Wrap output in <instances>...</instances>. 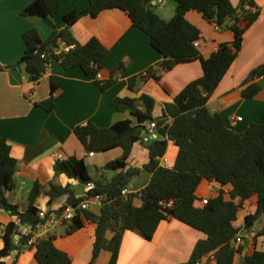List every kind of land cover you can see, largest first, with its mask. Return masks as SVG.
Instances as JSON below:
<instances>
[{
  "label": "trees",
  "instance_id": "16d2710c",
  "mask_svg": "<svg viewBox=\"0 0 264 264\" xmlns=\"http://www.w3.org/2000/svg\"><path fill=\"white\" fill-rule=\"evenodd\" d=\"M69 0H34L22 11L21 15L38 17L50 27L49 36L42 40L35 27L25 30L21 38L24 53L14 64L0 66L17 67L23 63L32 82H37L45 73L50 60H57L65 69L79 67L87 78L92 79L101 90L111 86L124 73L125 67L118 62L106 80L97 78L102 61L108 49L96 38L91 37L81 44L71 33V27L82 16L95 17L106 9H119L128 15L132 26L140 29L148 38L150 45L162 55V59L154 67H148L141 74V80L152 78L159 81L162 73L171 70L180 63L198 60L202 75L189 81L173 98V111L170 118L154 123L153 128L159 138L144 140L146 132L143 123L152 120L154 100L141 94L140 100L144 109L137 106L136 100L128 97H115L111 105L115 111L129 112L137 120L133 124L125 119L114 122L107 127H98L91 122L73 128L76 138L87 152L98 153L115 147L122 149L121 156L105 164L104 169L116 170L110 178L92 177L88 174L82 158L70 156L58 159L53 165L54 174H65L81 183L92 182L88 196L101 195L99 212L82 210L75 215L66 226L70 234L83 226V220L95 224V238L89 264H94L100 251L111 253L108 264H116L122 236L126 230L132 231L145 240H150L161 220L174 218L202 232L186 262L178 264H197L200 259L210 255L213 263L234 264L236 255L241 254L243 246L234 247L235 236L242 229L233 222L244 200L256 196V206L252 213L244 217L243 229H250L253 223L264 213V124L251 122L242 134L228 128L222 117L211 112L207 100L221 78L235 60L246 29L257 19L260 9L253 0H239L233 5L230 0H175L174 15L170 20H163L155 10L147 7L150 0H87V6L80 10H72L62 16L58 25L52 21L63 5ZM200 12L209 22L219 29L233 33V40L221 43L208 57H203L195 42L200 38V31L190 23L185 15L188 11ZM59 42L72 45L68 51L60 50ZM264 75V64L252 69L247 80ZM55 77H51L50 95L37 103L46 112L55 107L53 91ZM134 82L130 87H134ZM257 83H251L242 90L245 98H250L259 90ZM173 141L177 154L172 167L159 163V158L166 153L168 142ZM141 142L148 150L149 160L141 167L126 166L132 146ZM16 160L10 155V147L0 137V208L17 217V223L0 224L3 246L0 248V264L2 258L12 251L25 247H34V257L38 264H68V254L58 249L53 236L36 238L29 242L33 231L21 234L19 225L31 224L35 228L40 219V209L35 200L40 192V184L36 181L28 196V206L19 212L16 205L8 202L4 189L14 188L13 175ZM141 169L151 173L149 182L140 190L141 195L131 193L123 197L120 191L127 186L132 177ZM215 182L221 186L229 184L228 200L223 191L215 197L207 198V203L195 204V191L202 180ZM49 201L54 196L67 195L66 203L77 204L84 197H75L69 187L55 186L50 183L47 191ZM237 198V201H234ZM139 200V204L136 203ZM169 202L162 205L160 202ZM65 203V204H66ZM111 232L110 238L106 236ZM18 235V239L15 236ZM256 235L263 236L264 226ZM243 264H264V249H254L243 255Z\"/></svg>",
  "mask_w": 264,
  "mask_h": 264
},
{
  "label": "crops",
  "instance_id": "0c3cea01",
  "mask_svg": "<svg viewBox=\"0 0 264 264\" xmlns=\"http://www.w3.org/2000/svg\"><path fill=\"white\" fill-rule=\"evenodd\" d=\"M34 0H0V66L14 64L24 53L22 33L30 27H35L42 40L50 34V27L35 16L21 15V11ZM237 5L239 0H230ZM259 7L257 19L243 34L240 50L209 96L207 106L211 112L218 113L226 126L242 134L251 122L264 124V75L247 80L250 71L264 64V0H253ZM155 5V11L163 20H170L174 15L175 0H150ZM88 4L87 0H69L60 12L52 18L58 25L62 23V16L72 10L80 11ZM199 31L200 38L196 47L203 57H208L221 43L233 40V33L226 29H216L200 12L190 10L185 15ZM75 39L83 44L91 37H96L107 49L108 53L102 61L98 72L100 80L110 77L111 70L122 62L125 71L105 90L90 78H87L79 67L65 70L60 63L51 59L45 73L37 82L28 78L23 63L13 68L0 70V137H3L10 147V155L16 160L13 175L14 188L4 189L8 202L16 205L19 212H24L28 206L29 193L37 181L40 192L35 200L38 209L55 210L66 203L67 195L54 196L49 201L47 191L50 183L55 186L69 187L75 197H84L87 187L75 178L65 174H54L53 165L57 154L61 159L70 156L82 158L88 174L94 178L103 176L110 178L120 169H104L109 161L121 156L122 149L115 147L104 152L88 155L80 141L76 138L73 128L86 122L98 127H107L114 122L129 119L133 124L137 120L129 112L115 111L111 100L115 97H128L136 100L139 108L144 109L140 100L141 94H146L154 100L152 120L143 125L146 132L142 133L144 140L159 138L154 128L155 123L173 111L174 96L191 80L202 75L198 60L180 63L171 70L162 73L157 82L152 78L141 80V74L148 67H154L162 59L151 45L146 35L132 22L126 12L119 9H106L95 17L82 16L71 27ZM51 77H55L53 98L55 107L46 112L37 103L50 95ZM134 82V87L130 84ZM251 83H257L260 88L250 98L242 95V90ZM236 117L241 119L235 121ZM177 154V147L173 141L168 142L164 158L172 167ZM149 160L148 150L141 142H135L126 159L124 170L129 167H141ZM95 173L90 172V167ZM104 173V174H98ZM108 173V175H107ZM151 173L141 169L131 178L128 187L131 191L141 190L150 180ZM231 185H219L215 182L202 180L195 194L196 205L200 199L215 197L223 191L224 199L228 200ZM89 210L99 212V204L88 199ZM237 201V198L234 200ZM137 203V200H136ZM256 206V196L242 202L239 208L235 226L241 227L243 235V251L236 255L234 264H243V255L250 254L254 249L263 250V236L256 232L264 226V222L256 232L243 233L244 217L252 213ZM264 214V213H263ZM17 217L0 208V224L17 223ZM24 226L19 225L18 230ZM66 227H56L51 232L54 245L66 252L70 258L68 264H89L92 246L95 238V224L83 220V226L67 234ZM111 232L106 236L110 238ZM204 234L191 226L174 218L161 220L150 240L141 238L136 233L126 230L122 236L116 264H178L186 262L195 243ZM3 246L0 231V248ZM34 247H25L19 251H12L2 258L3 264H38L34 257ZM111 253L100 251L94 264H108ZM207 256V255H206ZM209 256V255H208Z\"/></svg>",
  "mask_w": 264,
  "mask_h": 264
},
{
  "label": "built area",
  "instance_id": "2783aa9c",
  "mask_svg": "<svg viewBox=\"0 0 264 264\" xmlns=\"http://www.w3.org/2000/svg\"><path fill=\"white\" fill-rule=\"evenodd\" d=\"M161 3L165 2V0H160ZM216 29H219L217 26H215ZM197 45V42H195V46ZM72 45H66L62 42H59V47L57 48L56 52H59L60 50L68 51ZM97 78L99 79V74H97ZM240 117H236L235 121L240 120ZM154 126V123H151L148 128L152 129ZM88 155L92 156L93 153L89 152ZM61 157L60 154L56 155V158L59 159ZM159 163L162 166L169 167L168 162L164 157L159 158ZM170 168V167H169ZM85 186L87 187V191L91 188H93V183L92 182H87L85 183ZM86 191V192H87ZM131 193H136L138 196L141 195V191H131V189L127 186L123 187L120 191V194L123 197H127ZM101 195H94V196H88L86 193L84 195V200L81 202L73 205V204H64L58 209L55 210H45V209H40L38 213V217L40 219L39 223L36 224L35 228L32 227L31 224H24L23 230H20L21 234H28L31 231H33V236L30 238L29 242L34 241L36 238H46L48 236H51L52 230H54L56 227H66L68 226L72 219L75 217L78 212L82 210H87L90 207V203L88 199H92L96 203L100 205L101 203ZM137 203L139 204V200H137ZM171 201L169 202H160L162 205H169ZM202 204L207 203V199H201ZM16 239H18V235L15 236ZM244 241L242 233L239 231V233L236 234L235 239L233 241V245L235 248H237L239 245H242ZM207 256H204L200 259V261L197 264H206V259Z\"/></svg>",
  "mask_w": 264,
  "mask_h": 264
},
{
  "label": "rangeland",
  "instance_id": "374dc122",
  "mask_svg": "<svg viewBox=\"0 0 264 264\" xmlns=\"http://www.w3.org/2000/svg\"><path fill=\"white\" fill-rule=\"evenodd\" d=\"M90 172L94 175V174H96L95 173V168L93 167V166H91L90 167ZM108 173L110 172V170L109 171H107ZM108 173H107V175H108ZM99 175L100 174H104V173H98ZM264 222V214H262L254 223H253V225L250 227V229H243L242 230V232L243 233H251V232H256L259 228H260V226H261V224ZM207 263H213V259H212V257L209 255L208 257H207V259H206V264Z\"/></svg>",
  "mask_w": 264,
  "mask_h": 264
},
{
  "label": "water",
  "instance_id": "95a60500",
  "mask_svg": "<svg viewBox=\"0 0 264 264\" xmlns=\"http://www.w3.org/2000/svg\"><path fill=\"white\" fill-rule=\"evenodd\" d=\"M147 7L149 9H151V10H154L155 9V5L153 3H151V2L147 4Z\"/></svg>",
  "mask_w": 264,
  "mask_h": 264
}]
</instances>
